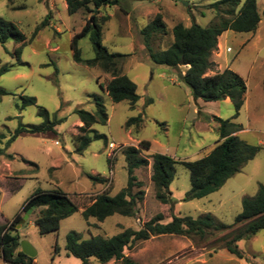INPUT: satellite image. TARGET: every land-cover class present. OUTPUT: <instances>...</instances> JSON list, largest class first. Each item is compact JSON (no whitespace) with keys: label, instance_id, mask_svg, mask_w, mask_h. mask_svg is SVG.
<instances>
[{"label":"rangeland","instance_id":"rangeland-1","mask_svg":"<svg viewBox=\"0 0 264 264\" xmlns=\"http://www.w3.org/2000/svg\"><path fill=\"white\" fill-rule=\"evenodd\" d=\"M90 1L89 10L69 14L65 0H0V18L14 23L25 36L24 45L11 38L0 43V67H7L0 74V87L9 92L0 95V136H3L0 137L3 150L0 215L6 221H11L17 213L22 216L25 201L36 189L62 191L79 206L76 212L61 220L56 231L38 232L37 208L11 232L35 249L36 264H81L79 258L65 250V235L70 231L80 233L83 238L90 234L109 237L125 227L138 228L157 214H161V222L169 221L173 214L193 218L209 214L227 228L214 230L203 238L153 236L134 248L125 249L124 253L138 264H264V229L236 242L241 257L223 247L225 240L251 221L234 223L241 211L242 199L253 197L259 185L264 184V16L261 14L264 0H256L260 21L254 33L227 30L217 37L210 57L213 66L206 72L212 75L229 68L244 79L247 87L244 103L233 121L248 129L239 135L241 139L261 148L219 189L199 199H183L190 188L189 171L181 163H175L174 177L168 185L172 204H161L155 198L150 155L166 154L177 161L207 155L218 140V124L213 117L229 119L234 109L230 101L194 100L179 78V73L183 74L187 66L179 65L174 69L153 63L139 30L155 14L161 13L168 32L154 38L151 45L154 51L165 49L172 42L170 30L176 23L205 27L217 19L216 11L210 7L216 0H109L99 8ZM95 11L98 18L108 17L102 24V44L111 52L126 55L122 59V72L135 83L139 96L133 106L127 100L111 101L100 86L109 80L108 74L72 59L71 39ZM46 17L47 24L30 40L34 28ZM77 45L82 58L94 56L89 36L80 37ZM91 95L103 99L108 120L105 124L91 126V141L77 154L72 128L81 122L74 110L93 112ZM21 96L34 97L36 104L20 109ZM41 107L47 110L50 119H63L54 126V131L22 134L6 147L19 122L26 125L42 122L38 115ZM136 116L141 117L140 122L126 125L128 119ZM142 140L149 141L150 148L139 154L148 160V165L133 171L141 185L134 186L132 192L144 191L143 199L136 204V215L113 214L98 228L88 227L81 210L96 194L114 195L126 185L128 176L123 151L129 146L139 148ZM109 142L125 144L113 158L112 166L107 156ZM6 154L13 158L8 159ZM110 168L112 178L108 185L93 183L88 178L87 174L92 173L108 178ZM0 264H6L1 257ZM89 264L100 263L91 258Z\"/></svg>","mask_w":264,"mask_h":264},{"label":"trees","instance_id":"trees-1","mask_svg":"<svg viewBox=\"0 0 264 264\" xmlns=\"http://www.w3.org/2000/svg\"><path fill=\"white\" fill-rule=\"evenodd\" d=\"M90 0H65L66 9L73 14L80 9H88ZM109 0H92L95 8L107 4ZM216 11L217 19L209 22L205 27L196 23L189 26L181 22L176 23L170 30L172 42L170 45L158 51L152 48V40L158 36L166 35L168 30L163 21L161 13H157L149 23L141 28L140 34L146 48L149 59L160 65L177 69L179 65H186L184 73H179V78L188 88L194 100L219 101L228 98L231 102L234 114L229 119H222L214 116L217 122L218 140L210 152L195 160L177 161L174 158L161 153H153L151 157V181L155 187V198L161 204H172L173 201L168 190V185L174 177V164L181 163L189 171L190 188L184 196V200L199 199L219 189L225 181L237 173L241 167L261 148L258 144H250L241 139L236 132L242 126L233 121L243 106L247 90L244 79L235 71L225 68L221 72L206 75V72L213 66L211 53L216 48L217 37L227 30L235 32L254 33L260 21V14L257 11L256 0H216L210 4ZM97 11L91 14L81 31L74 34L70 46L74 62L89 68L98 67L110 76L105 84H101L112 102L127 100L134 105L139 96L136 92L135 83L122 72V59L125 54L111 52L102 42V24L108 19L107 16L97 17ZM264 16V8L261 12ZM48 17L37 25L30 37L32 40L40 27L47 24ZM89 36L94 49V56L84 59L80 55L77 41L80 37ZM13 39L24 45L25 36L18 27L9 21L0 18V43L7 39ZM20 52V48L16 50ZM7 70L6 66L0 67V74ZM9 92L0 87V95ZM95 109L93 112L84 109H75L74 113L81 125L72 128L75 131L73 138L74 151L81 154L91 141L89 136L90 128L95 123L105 124L108 114L103 99L98 95H91ZM20 109L36 104L34 97L21 96ZM151 101V100H149ZM38 115L43 119L39 124L26 125L18 123L11 137L6 142V147L17 136L22 134H38L53 132L54 126L63 119L54 117L50 119L49 113L44 108H39ZM141 117L136 116L128 119L126 125L140 122ZM0 137H3L2 135ZM139 148L129 146L123 151L126 163L127 182L126 185L116 194L108 192L96 194L91 203L85 206L82 217L88 227L98 228L99 224L113 214L126 217L136 215V204L141 201L144 191L139 189L132 192L134 186H140L141 182L133 174L135 168L148 165V160L140 156L141 150L150 148V142L142 140ZM3 150L0 149V155ZM12 159L11 154H6ZM30 165H34L29 162ZM93 183L106 184L104 177L87 174ZM30 206L38 208V215L35 219L40 234L56 231L61 220L70 216L79 209L78 204L67 193L59 190L36 189L25 201L22 210ZM21 217L17 213L11 221L0 225V253L3 261L7 264H36L34 258L23 254L19 249V237L14 229L17 219ZM161 214L146 220L140 227H125L119 233L112 236L90 235L83 238L76 231H70L65 235V250L67 254L81 260V264H89L90 259H95L100 264H107L110 261H119L120 264H138L134 259L125 255L124 250L134 248L140 242L153 236L159 235H180L205 237L214 230H222L227 225L215 221L209 215L193 218L191 216L172 215L167 222H161ZM251 220L243 229L236 232L231 238L223 243V247L231 254L241 257L236 242L241 239H248L258 231L264 229V184L259 185L253 197H245L241 202V211L234 219V223H242ZM50 264H53L52 262Z\"/></svg>","mask_w":264,"mask_h":264},{"label":"water","instance_id":"water-1","mask_svg":"<svg viewBox=\"0 0 264 264\" xmlns=\"http://www.w3.org/2000/svg\"><path fill=\"white\" fill-rule=\"evenodd\" d=\"M32 209H34V206H30L25 210L23 215L19 219H17L15 223V228H19L21 224L24 223V221L28 218L29 214L31 213ZM19 249L23 254H25L30 258H34L36 255L35 249L31 246V244L28 241L24 239L19 240Z\"/></svg>","mask_w":264,"mask_h":264},{"label":"built area","instance_id":"built-area-1","mask_svg":"<svg viewBox=\"0 0 264 264\" xmlns=\"http://www.w3.org/2000/svg\"><path fill=\"white\" fill-rule=\"evenodd\" d=\"M125 146V144H117L115 142H109L107 144V148H108V153L107 156L110 160V166H112V160L113 158L116 156V154L118 153V151H120L123 147ZM108 178H106L107 182L106 184L108 185L111 181L112 178V170L110 168L109 173H108Z\"/></svg>","mask_w":264,"mask_h":264},{"label":"crops","instance_id":"crops-1","mask_svg":"<svg viewBox=\"0 0 264 264\" xmlns=\"http://www.w3.org/2000/svg\"><path fill=\"white\" fill-rule=\"evenodd\" d=\"M66 5V4H65ZM198 100V99H197ZM224 101H229V99L228 98H225L224 99ZM248 129L247 128H242L240 131H238V132H236V135H240L241 133H243V132H246ZM93 175H95L94 173H92ZM82 211V210H81ZM0 219H1V221H2V224L3 223H5L6 222V220L5 219H3L2 218V216L0 215ZM91 235V234H90ZM20 240V239H19ZM0 257H1V253H0ZM2 258V257H1ZM5 262V261H4ZM7 264V263H6Z\"/></svg>","mask_w":264,"mask_h":264}]
</instances>
